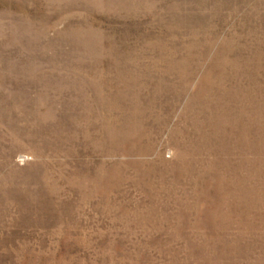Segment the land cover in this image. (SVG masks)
Returning a JSON list of instances; mask_svg holds the SVG:
<instances>
[{"label": "rangeland", "instance_id": "374dc122", "mask_svg": "<svg viewBox=\"0 0 264 264\" xmlns=\"http://www.w3.org/2000/svg\"><path fill=\"white\" fill-rule=\"evenodd\" d=\"M0 264H264V0H0Z\"/></svg>", "mask_w": 264, "mask_h": 264}, {"label": "bare ground", "instance_id": "6f19581e", "mask_svg": "<svg viewBox=\"0 0 264 264\" xmlns=\"http://www.w3.org/2000/svg\"><path fill=\"white\" fill-rule=\"evenodd\" d=\"M151 148V147H150ZM147 151L146 150H143V153H146Z\"/></svg>", "mask_w": 264, "mask_h": 264}]
</instances>
